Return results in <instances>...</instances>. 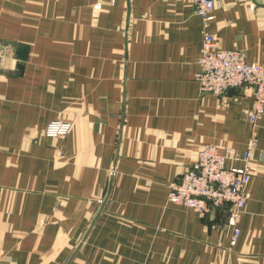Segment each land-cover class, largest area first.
I'll return each mask as SVG.
<instances>
[{"label": "crops", "instance_id": "crops-1", "mask_svg": "<svg viewBox=\"0 0 264 264\" xmlns=\"http://www.w3.org/2000/svg\"><path fill=\"white\" fill-rule=\"evenodd\" d=\"M215 3L217 45L264 64V0ZM201 42L181 0H0V264H264V113L234 244L225 207L167 199L204 144L249 138L252 90L201 93Z\"/></svg>", "mask_w": 264, "mask_h": 264}, {"label": "built area", "instance_id": "built-area-1", "mask_svg": "<svg viewBox=\"0 0 264 264\" xmlns=\"http://www.w3.org/2000/svg\"><path fill=\"white\" fill-rule=\"evenodd\" d=\"M115 0H109L113 3ZM192 5L201 18L202 42L198 57L199 70L195 74L201 93L223 95L227 90L248 86L252 90V103L243 110L250 127L246 150L240 154L218 144L206 143L197 152L193 162L169 183L167 199L197 211L201 216L216 208L228 211L227 223L232 227L231 244L239 233L238 217L246 203V187L254 172V150L258 143V120L264 113V64L247 61L240 49H224L217 45L208 31L213 18L215 0H181ZM99 3H97V6ZM73 123L67 119H53L43 128L48 137H65ZM227 159H240L241 167H226ZM114 169L109 171L113 175Z\"/></svg>", "mask_w": 264, "mask_h": 264}, {"label": "water", "instance_id": "water-1", "mask_svg": "<svg viewBox=\"0 0 264 264\" xmlns=\"http://www.w3.org/2000/svg\"><path fill=\"white\" fill-rule=\"evenodd\" d=\"M26 52H27V47L26 46L18 45L17 54H18L19 58L24 59L25 56H26Z\"/></svg>", "mask_w": 264, "mask_h": 264}]
</instances>
